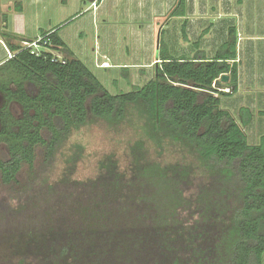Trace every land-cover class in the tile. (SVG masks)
Instances as JSON below:
<instances>
[{"label": "trees", "instance_id": "obj_1", "mask_svg": "<svg viewBox=\"0 0 264 264\" xmlns=\"http://www.w3.org/2000/svg\"><path fill=\"white\" fill-rule=\"evenodd\" d=\"M185 6L179 0L171 15L185 16ZM7 21L0 10L2 36ZM228 35L211 57L165 45L154 76L120 93L58 30L43 31L39 53L7 44L15 54L0 65V264H264V133L250 143L251 110L242 106L238 119L223 105L230 92L214 87L228 73L238 90L234 26ZM133 110L159 150L172 139L196 162H162L139 138L125 159L109 152L94 175L77 177L85 146L62 150L73 134L97 119L118 126Z\"/></svg>", "mask_w": 264, "mask_h": 264}, {"label": "rangeland", "instance_id": "obj_2", "mask_svg": "<svg viewBox=\"0 0 264 264\" xmlns=\"http://www.w3.org/2000/svg\"><path fill=\"white\" fill-rule=\"evenodd\" d=\"M168 2L169 0H0L2 14L8 15V21L2 22L1 30L6 36L0 33V37L7 43L27 47L35 41H41L43 31L58 30L75 55L86 63L103 85L111 93H120L142 86L154 76V67L160 60L155 59L160 58L165 45L169 53L177 56L185 54L193 57L203 50L211 57L229 38V28L234 26L239 34V41L246 34H257L254 39L258 40L254 41L252 48H244L237 43V61L243 62L241 66L244 69V64H249V59L257 57L254 67L260 73L261 67H264V0H243L242 5L237 0H221L220 5L218 0H186V15L183 17L171 15L178 7L179 0H172L170 9ZM19 3L21 11L17 9ZM219 6L224 7V13L218 11ZM231 11L237 13L229 14ZM185 22L187 37L182 29ZM235 38L237 40L238 36ZM196 41L199 47L195 45ZM247 43L252 45L250 41ZM43 48L41 45L38 47L39 50ZM14 54L9 47L5 53L0 45V59H3L0 65ZM60 57L63 55L60 54ZM104 60L109 63L103 62ZM248 77L245 70L241 71V90L232 94L230 87H224L222 90L230 92L232 97L223 96L222 100L223 105L228 106L238 119L241 117L242 106L251 108L254 112L253 124L245 129L250 143H256V139L264 133V117L259 113L264 109V90L260 89H264V79L259 78L251 85L253 81L250 82ZM251 86L257 93L256 99L251 96ZM3 101L0 91V107ZM15 108L17 114H20V105L15 104ZM139 138L146 140L151 155L162 162H196L186 147L172 139L165 142L162 151L159 150L155 142L146 135L143 120L134 110L118 126L110 125L102 119L87 123L73 134L62 150L68 152L74 142L85 146L84 158L78 165L76 176L86 178L96 173L99 159L109 152L117 151L125 159L129 143ZM1 150L3 155L7 154L5 145H2ZM40 164L41 157L38 156L37 167ZM63 164L62 153L59 152L58 159L48 172L53 176L59 175ZM22 172V176L26 177L27 167ZM4 188L0 186V194H3Z\"/></svg>", "mask_w": 264, "mask_h": 264}, {"label": "crops", "instance_id": "obj_3", "mask_svg": "<svg viewBox=\"0 0 264 264\" xmlns=\"http://www.w3.org/2000/svg\"><path fill=\"white\" fill-rule=\"evenodd\" d=\"M94 1V0H93ZM172 0H169V2H168V5H169V9H170V2H171ZM220 1L221 0H218V4L220 5ZM233 1V0H232ZM235 1V0H234ZM99 2H101V0H99ZM237 2H238V4L239 5H242V3H243V0H237ZM99 4V3H98ZM234 4L235 3H233V5H232V7L234 6ZM167 5V3H166V6H168ZM98 6V5H97ZM186 7V6H185ZM224 10V7L223 6H219V8H218V11L220 12V13H224L225 11H223ZM243 11H245L244 9H243ZM233 13H237L236 11H234V12H230L229 14H233ZM244 14H247V13H244ZM177 17H183V16H177ZM235 29H236V27H235ZM236 35L238 36V38H237V43H239L238 45H243L244 46V48H249V47H253V45L255 44L254 43V41L256 40H258V39H254V37H255V35H257V34H254L253 36L252 35H248V34H246L245 35V37H244V39H242L241 41H239V34L238 33H236ZM62 37V36H61ZM251 42L252 43V45H250V44H248L247 42ZM8 43L6 42V41H4L1 37H0V45H1V47L4 49V52L6 53L7 52V50H8V45H7ZM201 51H203V50H201ZM174 55V54H173ZM207 55V54H206ZM175 56H177V55H175ZM188 56V55H187ZM2 57V56H1ZM5 57V56H4ZM4 57H2V58H4ZM260 57V56H259ZM158 59V57L155 59V60H157ZM262 59V58H261ZM3 59H0V62L2 61ZM250 60V62H249V64L247 63V65H246V63L244 64V69H243V62H241V61H238L239 62V79H240V72L241 71H243V70H245V73L246 74H248L249 75V81L251 82V81H253V82H249L248 81V83H250L251 85L252 84H255L256 83V80H259V78L260 79H264V67L262 66L261 67V70L259 71L260 73L258 74L257 73V71H256V68L254 67L255 66V64L257 63V57H252L251 59H249ZM248 60V61H249ZM260 60V59H259ZM103 62H106V63H109L108 61H103ZM246 62V61H245ZM260 62V61H259ZM241 64H242V66H241ZM261 64V63H260ZM105 66H109V65H105ZM239 82L240 81H238V90L235 92V93H238L240 90H241V88L239 87ZM251 88H252V86H251ZM260 89H262V90H264L263 88H260ZM251 96H252V98L253 99H256V95H257V93H256V91H255V89L254 88H252L251 89ZM231 93H232V91H231ZM234 93V94H235ZM262 93V92H261ZM233 94V93H232ZM232 94H230V95H228V96H226V97H232ZM254 94V95H253ZM263 103V102H262ZM226 107H228V106H226ZM245 107H248V106H245ZM249 108V107H248ZM250 110H251V108H249ZM260 115H262L263 117H264V109H262V110H260ZM251 114H252V118H251V121H250V123L248 124V125H250V124H253V117H254V112H252L251 111ZM259 115V116H260ZM261 119H263V118H261ZM252 122V123H251ZM247 125V126H248ZM258 139H259V137H258ZM258 139H256V142L258 141Z\"/></svg>", "mask_w": 264, "mask_h": 264}, {"label": "water", "instance_id": "obj_4", "mask_svg": "<svg viewBox=\"0 0 264 264\" xmlns=\"http://www.w3.org/2000/svg\"><path fill=\"white\" fill-rule=\"evenodd\" d=\"M160 61V60H159ZM157 61V62H159ZM230 79V75L228 73H224L220 76V78L216 79L214 81V87L222 90L224 87H229L227 86V82Z\"/></svg>", "mask_w": 264, "mask_h": 264}, {"label": "built area", "instance_id": "obj_5", "mask_svg": "<svg viewBox=\"0 0 264 264\" xmlns=\"http://www.w3.org/2000/svg\"><path fill=\"white\" fill-rule=\"evenodd\" d=\"M94 4L96 3V2H93ZM41 42H43V39H41V41L40 40H38V41H35V42H33V44H31V46H29V47H32V48H34L33 50H32V52H36V53H39L41 50H39L38 49V47L41 45V44H46L47 42L46 41H44V43H41ZM36 48H35V47ZM42 46V45H41ZM11 56V55H10Z\"/></svg>", "mask_w": 264, "mask_h": 264}, {"label": "bare ground", "instance_id": "obj_6", "mask_svg": "<svg viewBox=\"0 0 264 264\" xmlns=\"http://www.w3.org/2000/svg\"><path fill=\"white\" fill-rule=\"evenodd\" d=\"M226 89L229 88V87H225ZM229 90V89H228Z\"/></svg>", "mask_w": 264, "mask_h": 264}]
</instances>
